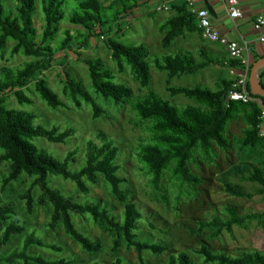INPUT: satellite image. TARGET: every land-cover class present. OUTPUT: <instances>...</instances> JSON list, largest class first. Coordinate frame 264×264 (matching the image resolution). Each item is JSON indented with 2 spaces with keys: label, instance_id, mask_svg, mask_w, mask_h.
Returning <instances> with one entry per match:
<instances>
[{
  "label": "trees",
  "instance_id": "trees-1",
  "mask_svg": "<svg viewBox=\"0 0 264 264\" xmlns=\"http://www.w3.org/2000/svg\"><path fill=\"white\" fill-rule=\"evenodd\" d=\"M19 1L20 7L15 14L6 8L4 0H0V60L5 59L9 42L15 43L10 51L12 56L23 55L32 58L24 69L0 74V151H2L0 164L10 165L9 174L1 181L0 188V264H3L6 248L18 236H25L23 248L12 254L8 259L9 264H69L64 259L49 262L41 256L31 255L30 251L33 248L54 252H61L62 249L55 244L45 243L36 232H28L27 227L18 217L16 203L4 199V195L23 174L34 178L31 185L19 196L25 203L28 215L34 214L37 205L51 206L53 211L46 227L53 232L62 228L66 235L88 254L100 253L103 244L81 232L74 223V217L92 219L93 222L106 226L110 232L116 233L118 238L114 243V252L121 247L123 240L128 248H133L138 253L141 264H146L144 258L146 253L154 256L166 254L169 251L168 247L140 238L144 218L137 204L130 202V195L123 190V186L129 181L119 175L120 148L113 141L103 143L87 141L85 165L80 170L71 171L78 150L68 152L63 159H57L48 150L36 145L34 140L43 139L51 144L67 145L77 135V130L75 128L63 130L58 126L49 129L37 124L34 114L7 107L9 95L12 94L20 105L32 104L33 101L25 92L30 85H34L36 93L49 108L58 110L65 107V103L42 77V73L52 67L58 47L62 50H72L71 47L77 43L76 37L66 31L58 47L53 46L61 24L66 20L64 10L66 0H42L45 29L40 41L35 26L38 0ZM147 1L116 0L106 7L102 0H79L78 11L69 19V23L89 32L87 36L83 34L84 32L81 33L87 43L98 30H101L102 34L105 33L103 26L109 22L105 21L108 10L118 8L114 15V21L117 22L134 14ZM171 10L173 15L164 25L166 31L162 40L164 49L170 48L186 32H201L197 17L186 2L172 5ZM109 48L111 57L121 73L130 67L143 88L150 85L151 66L147 47L144 45L128 47L118 39H111ZM85 63L89 68L92 88L98 97L120 106L133 96L132 89L115 83L113 74L105 69L101 60L86 59ZM212 63H198L192 53L184 52L157 61L156 69L167 73L170 79H173L183 75H194ZM231 65L241 66L239 62H232ZM263 78L264 74H261V79ZM232 85L225 83L219 92L201 87L169 88L173 96L183 95L209 105L211 112L206 114L195 109L181 113L176 106L157 97L155 93L149 94L136 105L141 120L153 122L152 132L155 136L148 144L142 146L139 159L147 174L152 176L155 188L160 187L165 172L174 164L176 183L180 185L181 192L185 186L196 191L202 180L191 171L189 166V161L194 158V150L200 146L206 155L211 156L214 153L213 142L228 150L229 144L224 136L227 125L241 112L246 113L247 120L252 126V130L247 132L244 144L253 148L264 144V138L260 136L261 108L255 103H231L228 106L227 99ZM248 88L251 91L250 84ZM63 94L74 102L77 109H81L83 103L90 105L94 120L106 113L86 86L70 75L64 85ZM252 97L264 102L259 96ZM51 176L75 183L78 192L83 195L91 193L88 184L98 185L99 179L103 178L110 186L112 194L124 204L123 221L99 203L81 204L74 197L64 195L50 185ZM250 181L259 184L262 187L261 193L264 194V170L256 169L250 176ZM225 189L232 196L252 197L229 183H225ZM36 190H40L38 197L35 196ZM229 212L231 221L222 222L216 218L210 224L203 223L199 231L210 228L213 230L212 238H218L225 229H231L232 226L245 227L249 221H257L264 227V214L242 217L234 208L229 209ZM196 253L202 258L203 264H264V253L260 252H242L238 256H231L223 252H215L207 244H201ZM111 264H124V260L117 258ZM168 264L196 263L189 254L182 252L171 255Z\"/></svg>",
  "mask_w": 264,
  "mask_h": 264
},
{
  "label": "rangeland",
  "instance_id": "rangeland-1",
  "mask_svg": "<svg viewBox=\"0 0 264 264\" xmlns=\"http://www.w3.org/2000/svg\"><path fill=\"white\" fill-rule=\"evenodd\" d=\"M114 1L116 0H102L106 7ZM4 3L6 8L15 14L20 7L19 0H4ZM78 7L79 0H66L64 6L66 20L61 24L59 35L53 46L58 47L66 31L76 37L77 43L71 47L72 50H62L58 47L52 67L42 73V77L66 106L58 110L49 108L36 93L34 85H30L25 90L26 95L33 101L32 104L20 105L13 94L9 95L7 107L34 114L37 124L49 129L58 126L63 130L67 128L77 130V135L67 145H55L43 139H35L34 143L48 150L57 159H63L68 152L78 150L76 160L71 165V171L80 170L85 165V149L89 140L97 143L113 141L120 148L119 175L129 181L123 186V190L130 195V202L137 204L144 218L140 238L169 248V251L162 256L146 253L144 255L146 264H168L171 255L182 252L189 254L196 264H203L202 258L196 253L201 244H207L213 251L231 256H238L242 252L264 253V227L257 221H249L245 227L232 226L231 229H225L218 238H212L213 230L210 228L199 231L203 223L210 224L216 218L222 222L231 221L229 212L231 208L236 209L242 217L264 214L262 187L250 181V176L256 169L264 170V144L254 148L244 144L247 132L252 130L246 113H239L236 119L231 120L227 125L224 136L229 144L228 150L216 142L212 143L214 153L211 156L206 155L200 146L194 150V158L189 161V166L191 171L202 180V184L196 191L185 186L181 192L180 185L176 183L174 164L165 172L160 187L155 188L152 176L147 174L139 159L142 146L148 144L155 134L152 132L153 122L142 121L136 105L149 94L155 93L157 97L176 106L181 113L189 109H195L204 114L210 113L209 105L183 95L173 96L169 88L201 87L219 92L227 81L223 70H220L218 64L213 62L194 75L170 79L167 73L156 69V62L163 61L166 56L183 54L186 50L192 51L195 48L185 35L179 37L170 48H163L162 40L166 34L164 25L173 15L171 10L154 12V8L151 7L149 11L148 4H144L134 14L115 22L114 15L118 8L114 7L106 12L105 21L109 22L103 26L105 33L102 34L101 30H98L86 43L83 37L89 35V32L69 23V19L78 11ZM146 7H148L147 11ZM37 8L35 26L38 41H40L45 29L42 0H38ZM81 33L84 34L83 37ZM111 39H118L128 47L144 45L148 48V61L151 66V82L148 87H142L130 67H127L124 73L119 71L117 63L111 57L109 48ZM14 45L15 43L9 42L5 59L0 60V74L22 70L32 61V58L23 55L12 56L10 51ZM186 45L189 47L187 48ZM86 59L101 60L105 69L113 74L115 83L132 89L133 96L120 106L98 97L91 85ZM199 59L201 63L206 62L202 57ZM68 75L86 86L97 99V103L106 110L104 116L94 120L90 105L83 103L81 109H77L74 102L64 96L63 88ZM221 81L224 83L220 86ZM9 171L8 163L0 164V188L1 181L9 174ZM33 180L34 178L23 174L21 179L15 182L4 195V199L16 203L18 217L27 227L28 232H36L45 243L55 244L62 251L33 248L30 251L32 256H41L49 262L64 259L69 264H111L117 258L123 259L124 264H141L138 253L133 248H128L123 240H121V247L114 252V243L118 238L116 233L110 232L106 226L97 224L92 219L74 217V223L81 232L103 244V250L98 254L85 252L80 245L66 235L62 228L53 232L46 227L53 211L51 206L37 205L34 214L28 215L25 203L19 196L26 191ZM49 181L53 188L60 190L64 195L74 197L81 204L99 203L123 221L124 204L112 194L110 186L103 178L99 179L98 185L88 184L91 189L89 195L79 193L75 183L64 181L60 177L51 176ZM225 183L241 189L252 197L241 198L230 195L226 192ZM39 195L40 190H36L35 196ZM24 241L25 236L13 239L5 250L3 264H9L8 259L15 251L23 248Z\"/></svg>",
  "mask_w": 264,
  "mask_h": 264
},
{
  "label": "crops",
  "instance_id": "crops-1",
  "mask_svg": "<svg viewBox=\"0 0 264 264\" xmlns=\"http://www.w3.org/2000/svg\"><path fill=\"white\" fill-rule=\"evenodd\" d=\"M239 2L244 16L241 19L233 20L229 16L226 6L218 0H194L196 8H207L210 11L212 22L222 35L230 40L239 42L246 48V57L250 64L251 75V70L254 64L259 60L264 59V44L260 42V37L263 33L256 31L254 26L258 17L264 16V0H239ZM182 3H185V0H148L142 5L148 4L150 7L149 11H151V7L155 8L160 5H167L171 10L172 5ZM147 8L148 7H146V11ZM171 12L173 13L172 10ZM184 35L189 43L195 47L194 50H186V52L189 51V53H192L198 63H201V59H199L201 57L206 62H216L218 68L220 70L222 69L224 72L223 74L227 79L226 83L234 84V82H236L242 69L241 66L231 65L232 62L237 61L230 58L225 46L204 40L201 32H186ZM188 47L189 46H187V48ZM197 58L199 60H197ZM261 74H264V67L259 70V83L264 87V78L261 79ZM223 83L224 81H221L220 86ZM254 103L257 104L263 112L264 102L261 99H255ZM261 129L264 130V122L260 125V130Z\"/></svg>",
  "mask_w": 264,
  "mask_h": 264
},
{
  "label": "built area",
  "instance_id": "built-area-1",
  "mask_svg": "<svg viewBox=\"0 0 264 264\" xmlns=\"http://www.w3.org/2000/svg\"><path fill=\"white\" fill-rule=\"evenodd\" d=\"M224 4L227 8L229 16L233 20L243 18V11L239 0H218ZM188 4L191 12L196 15L198 20L199 29L201 30L204 40L211 43H218L225 46L228 50L230 58L239 62L242 72L236 82H234L232 89L228 95L227 104L242 103L250 104L254 103L255 99L252 97V93L248 88L250 79V64L246 57V48L239 42L230 40L222 35L219 29L213 24L212 16L207 8H196L194 0H185ZM154 12H169L170 7L167 5H160L153 9ZM255 30L263 33L260 37V42L264 44V16L258 17L255 22ZM262 122H264V109L261 115ZM260 136L264 138V130H260Z\"/></svg>",
  "mask_w": 264,
  "mask_h": 264
},
{
  "label": "water",
  "instance_id": "water-1",
  "mask_svg": "<svg viewBox=\"0 0 264 264\" xmlns=\"http://www.w3.org/2000/svg\"><path fill=\"white\" fill-rule=\"evenodd\" d=\"M264 67V59L256 62L251 70L250 87L252 95L264 99V87L259 83V70Z\"/></svg>",
  "mask_w": 264,
  "mask_h": 264
}]
</instances>
